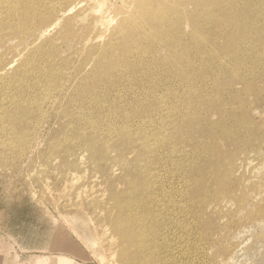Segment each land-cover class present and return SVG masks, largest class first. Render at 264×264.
<instances>
[{
  "label": "rangeland",
  "instance_id": "rangeland-1",
  "mask_svg": "<svg viewBox=\"0 0 264 264\" xmlns=\"http://www.w3.org/2000/svg\"><path fill=\"white\" fill-rule=\"evenodd\" d=\"M131 1L0 0V264H264V0Z\"/></svg>",
  "mask_w": 264,
  "mask_h": 264
},
{
  "label": "bare ground",
  "instance_id": "bare-ground-1",
  "mask_svg": "<svg viewBox=\"0 0 264 264\" xmlns=\"http://www.w3.org/2000/svg\"><path fill=\"white\" fill-rule=\"evenodd\" d=\"M96 1L97 0H95V2ZM130 4L133 5L135 9H133L131 16L125 18L124 21H128L130 25L132 24V22H139V24L142 26L139 35H137L139 37L137 40L134 38V35L131 36L133 39V45L131 48L132 52L137 53L138 46L139 47L143 46L144 43H147L150 40L148 39L150 37L153 39L160 40V39H165V38H168V39L176 38L180 36V25L177 23V19L178 17L182 16L186 11L184 0H132ZM226 5H229V1L226 2ZM203 6H205V2H203L199 6L198 9H200L201 11ZM102 8L100 10H102ZM145 8L147 9L143 11ZM218 8H219V5L215 9H218ZM175 15L176 17L171 18L172 16H175ZM0 17H1V13H0ZM144 18L149 19L147 23H142V20ZM191 22L193 25L198 24V21L196 19L191 20ZM171 25H175V29L166 31L168 26H171ZM125 30H128V29L118 28V36L120 37L124 36L125 34L123 35V33L125 32ZM130 33H132L131 29L128 30L126 35H129ZM165 46L168 47V49L170 48L168 45H165ZM156 47H159V45L157 44ZM171 50H172V47H171ZM171 50L169 49V52H171ZM115 207H117L118 209L119 208L123 209V205L120 203L119 199H117V201L115 202ZM143 216H145V214H143ZM143 216L141 215V217ZM129 229L133 231L131 224L124 226L120 222L118 217L114 220V230L116 231V233L120 232L122 235H128L133 239L134 232L133 234H131L129 232ZM143 242H144L143 237L141 235H137V239L134 241L131 248H134V249L138 248L137 251H139L140 247L138 245L143 244ZM141 260H145V258L142 257ZM39 263L46 264L44 261L42 262L39 261Z\"/></svg>",
  "mask_w": 264,
  "mask_h": 264
}]
</instances>
